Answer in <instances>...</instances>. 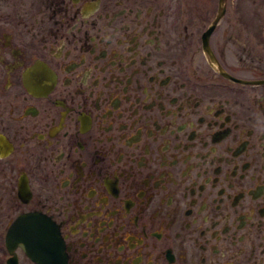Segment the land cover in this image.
<instances>
[{"label":"flooded vegetation","instance_id":"flooded-vegetation-1","mask_svg":"<svg viewBox=\"0 0 264 264\" xmlns=\"http://www.w3.org/2000/svg\"><path fill=\"white\" fill-rule=\"evenodd\" d=\"M261 80L264 0H0L10 264H264Z\"/></svg>","mask_w":264,"mask_h":264},{"label":"water","instance_id":"water-1","mask_svg":"<svg viewBox=\"0 0 264 264\" xmlns=\"http://www.w3.org/2000/svg\"><path fill=\"white\" fill-rule=\"evenodd\" d=\"M264 83V80L256 82ZM25 191V186L18 185V194ZM53 224L43 215L36 213H20L6 229L4 236V244L11 255L8 259L10 262H15V250L20 248L27 256L30 255L33 259L39 260L42 257L43 244H47L50 248L56 242ZM53 252H50L52 255Z\"/></svg>","mask_w":264,"mask_h":264},{"label":"rangeland","instance_id":"rangeland-1","mask_svg":"<svg viewBox=\"0 0 264 264\" xmlns=\"http://www.w3.org/2000/svg\"><path fill=\"white\" fill-rule=\"evenodd\" d=\"M1 167V165H0ZM2 174H0V264H4L3 260L6 256L4 247V234L13 218L19 210H14L12 205V193L8 191L7 185L3 182Z\"/></svg>","mask_w":264,"mask_h":264},{"label":"bare ground","instance_id":"bare-ground-1","mask_svg":"<svg viewBox=\"0 0 264 264\" xmlns=\"http://www.w3.org/2000/svg\"><path fill=\"white\" fill-rule=\"evenodd\" d=\"M53 231H55L54 227L52 228Z\"/></svg>","mask_w":264,"mask_h":264}]
</instances>
